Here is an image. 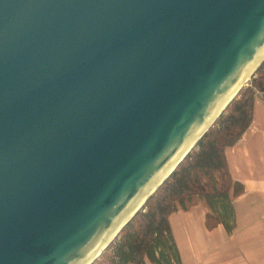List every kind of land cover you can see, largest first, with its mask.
<instances>
[{"label":"water","instance_id":"1","mask_svg":"<svg viewBox=\"0 0 264 264\" xmlns=\"http://www.w3.org/2000/svg\"><path fill=\"white\" fill-rule=\"evenodd\" d=\"M263 61L264 0H0V264H92Z\"/></svg>","mask_w":264,"mask_h":264},{"label":"trees","instance_id":"2","mask_svg":"<svg viewBox=\"0 0 264 264\" xmlns=\"http://www.w3.org/2000/svg\"><path fill=\"white\" fill-rule=\"evenodd\" d=\"M257 74L261 78L254 81V88L264 92V61ZM252 108V93L233 100L228 114L221 115L215 127L200 139L197 151L187 155L123 228L121 240L111 247L110 264H146V260L152 264H181L168 218L177 209L185 210L193 196L204 201L217 224L232 232L235 221L229 194H240L243 187L231 179L224 152L248 129ZM210 218L207 214L206 219Z\"/></svg>","mask_w":264,"mask_h":264},{"label":"crops","instance_id":"3","mask_svg":"<svg viewBox=\"0 0 264 264\" xmlns=\"http://www.w3.org/2000/svg\"><path fill=\"white\" fill-rule=\"evenodd\" d=\"M226 161L231 179L243 187L232 202L236 227L208 230L203 206L170 216L181 264H264V99L256 101L252 122Z\"/></svg>","mask_w":264,"mask_h":264},{"label":"rangeland","instance_id":"4","mask_svg":"<svg viewBox=\"0 0 264 264\" xmlns=\"http://www.w3.org/2000/svg\"><path fill=\"white\" fill-rule=\"evenodd\" d=\"M260 78H261V76H259V74H257V71L252 75V77L242 86V88L240 89V91L238 92V94L235 96V98H234V100H236V99H238L239 97H241V95L242 94H244V93H247V92H249V93H252L253 94V108H252V111H251V118H252V116H253V110H254V106H255V104H256V101L257 100H262V99H264V97H263V95H264V92H259V91H257L255 88H254V81H259L260 80ZM233 102V101H232ZM231 102V103H232ZM230 106V105H229ZM229 106L227 107V108H229ZM225 109L224 111H223V113L221 114V115H223V116H225L226 114H228V109ZM220 115V116H221ZM219 116V117H220ZM219 119V118H218ZM218 119L214 122V124L208 129V131L211 129V128H214L215 127V124H216V122L218 121ZM251 122H252V120H251ZM251 124V123H250ZM250 126V125H249ZM207 131V132H208ZM241 138H242V136H241ZM240 138V139H241ZM240 139L238 140V142L240 141ZM237 142V143H238ZM236 143V144H237ZM235 144V145H236ZM233 147V146H232ZM229 148H231V147H229ZM229 148H227L226 150H225V152H224V154H225V157H226V152L228 151V149ZM197 151V146H195L192 150H191V152L189 153V154H192L193 152H196ZM230 174V173H229ZM242 194V192L240 193V194H237V195H235V196H232L231 195V193L229 194L230 195V200H231V204H232V207H233V201L236 199V198H238L240 195ZM234 199V200H233ZM199 206H203L205 209H206V214H208L211 218L210 219H206L205 220V227L208 229V230H210V229H213V228H215V227H217V226H219V224H217L216 222H215V219H213L214 218V216H212V213L209 211V209H208V207L205 205V203H204V201H202V200H200L199 198H197L196 196H193L187 203H186V209L185 210H182V209H177L175 212H173L170 216L172 217V216H174V215H176V214H182V213H188V212H193V213H195V212H199V210H198V208H199ZM144 208V207H143ZM142 208V209H143ZM141 209V210H142ZM140 210V211H141ZM139 211V212H140ZM219 212V211H218ZM221 214H222V212H221ZM170 216H169V218H168V221H169V219H170ZM207 216V215H206ZM235 218V217H234ZM234 221H235V219H234ZM170 222V221H169ZM258 223H259V221H258ZM170 224V223H169ZM235 227H236V225H235ZM174 228H176V224L174 223ZM174 230V229H173ZM172 231V230H171ZM122 235H123V233H122V231L116 236V238L111 242V244L100 254V256L92 263V264H110V262H111V257H112V246H113V244L114 243H117V242H119L120 240H121V238H122ZM173 239H174V242H175V245H176V241H175V238H174V236H173ZM176 247H177V245H176Z\"/></svg>","mask_w":264,"mask_h":264},{"label":"bare ground","instance_id":"5","mask_svg":"<svg viewBox=\"0 0 264 264\" xmlns=\"http://www.w3.org/2000/svg\"><path fill=\"white\" fill-rule=\"evenodd\" d=\"M239 85L237 87L234 88V91H236L238 89ZM261 137V136H260Z\"/></svg>","mask_w":264,"mask_h":264}]
</instances>
